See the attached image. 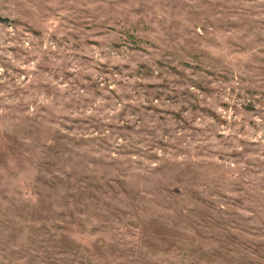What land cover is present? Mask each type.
I'll list each match as a JSON object with an SVG mask.
<instances>
[{
  "label": "rangeland",
  "instance_id": "obj_1",
  "mask_svg": "<svg viewBox=\"0 0 264 264\" xmlns=\"http://www.w3.org/2000/svg\"><path fill=\"white\" fill-rule=\"evenodd\" d=\"M0 264H264V0H0Z\"/></svg>",
  "mask_w": 264,
  "mask_h": 264
}]
</instances>
